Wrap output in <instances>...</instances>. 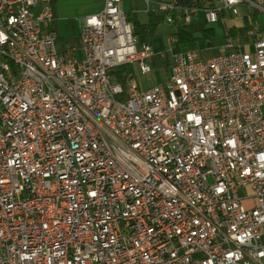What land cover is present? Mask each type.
Masks as SVG:
<instances>
[{
    "label": "built area",
    "instance_id": "1",
    "mask_svg": "<svg viewBox=\"0 0 264 264\" xmlns=\"http://www.w3.org/2000/svg\"><path fill=\"white\" fill-rule=\"evenodd\" d=\"M143 1L175 27L264 14ZM53 6L0 0V264H264V34L173 54L146 90L129 73L121 99L114 69L156 56L122 0L78 21L79 55Z\"/></svg>",
    "mask_w": 264,
    "mask_h": 264
},
{
    "label": "rangeland",
    "instance_id": "2",
    "mask_svg": "<svg viewBox=\"0 0 264 264\" xmlns=\"http://www.w3.org/2000/svg\"><path fill=\"white\" fill-rule=\"evenodd\" d=\"M218 0H213L216 3ZM102 0H55L53 14L55 17V29L58 35L63 38V41L70 40L79 34L78 21L85 16L96 14L101 10ZM205 7H209V3L205 2ZM146 4L143 0H122V9L127 15L136 16L131 20V25L135 36L140 43H149L156 54L154 56L153 65L149 72L141 74L137 70L129 71L135 74V79L143 90L149 89L154 85L161 83L170 73V68L173 62V54L186 51H198L201 57L215 56L218 54V47L224 44V31L215 28V37L212 39L211 47L205 45L204 42L198 41L181 46L177 44L174 25L170 26L169 21H165L162 17L156 16L154 13H147ZM148 8L153 12L156 8L153 3H150ZM237 17H231L225 13L221 24L224 25L226 32L230 27H240L243 22V17L250 15L251 19L255 17V31L263 33L264 29V14L260 13L249 5H241L238 9ZM162 18V21H159ZM228 19L226 24L224 19ZM193 22H204L203 17L194 18ZM234 21V22H233ZM73 24V26H72ZM74 27V28H73ZM151 28V29H150ZM150 30V31H149ZM152 31V32H151ZM239 43H248L239 37H230ZM173 39V42L170 40Z\"/></svg>",
    "mask_w": 264,
    "mask_h": 264
},
{
    "label": "trees",
    "instance_id": "3",
    "mask_svg": "<svg viewBox=\"0 0 264 264\" xmlns=\"http://www.w3.org/2000/svg\"><path fill=\"white\" fill-rule=\"evenodd\" d=\"M205 2L209 3V7H213V0H178L177 6L181 9H185L188 7L193 6L194 4L198 7H204ZM225 15V12H221L219 14V19L216 24L208 25L205 22H192L189 25H179L175 28V32L173 33V36H175V39L177 41L178 45L181 46H187L188 44L195 43L198 41H202L205 43V45L211 47L212 39L215 37V27L217 26L219 29L224 31V38H230V37H239L243 41H251L253 40V36H250V32H254L255 30V17L254 14L252 16V19L250 15L248 17H243L242 25L238 28L236 27H230L226 29L224 25L221 24V21L223 20ZM135 19L136 16L128 15L127 19L129 22H131L132 19ZM162 18H159V21H162ZM151 29V28H150ZM150 31V30H149ZM152 32V31H151ZM261 32H264V29L261 30ZM154 66V65H153ZM114 81L119 83L123 87V94L120 96L121 99L125 98V87H124V79L127 75H129V68L127 66H121L113 71Z\"/></svg>",
    "mask_w": 264,
    "mask_h": 264
},
{
    "label": "crops",
    "instance_id": "4",
    "mask_svg": "<svg viewBox=\"0 0 264 264\" xmlns=\"http://www.w3.org/2000/svg\"><path fill=\"white\" fill-rule=\"evenodd\" d=\"M54 2H55V0H54ZM54 7V6H53ZM102 8V7H101ZM53 10H54V8H53ZM200 17V16H199ZM198 17V18H199ZM55 18V17H54ZM225 20V23L227 24L228 22H229V20L226 18V19H224ZM234 22V21H233ZM55 23V22H54ZM55 24H53V27H54V29H55V26H54ZM72 26H73V24H72ZM74 28V27H73ZM79 29V28H78ZM56 30V29H55ZM59 36V35H58ZM74 39H76V40H74V42L72 41L73 40V37L72 38H70V40H65V41H63V38H61L60 36H59V39H58V43H57V50H58V52H65L66 51V49L67 48H71L72 50H74L75 52V55H79L78 54V49H79V47H80V41H79V34L77 35V38L75 37Z\"/></svg>",
    "mask_w": 264,
    "mask_h": 264
},
{
    "label": "bare ground",
    "instance_id": "5",
    "mask_svg": "<svg viewBox=\"0 0 264 264\" xmlns=\"http://www.w3.org/2000/svg\"><path fill=\"white\" fill-rule=\"evenodd\" d=\"M169 24H170V22H169Z\"/></svg>",
    "mask_w": 264,
    "mask_h": 264
}]
</instances>
